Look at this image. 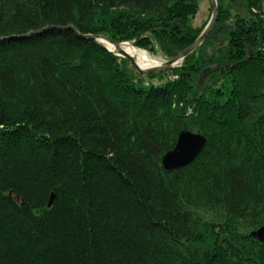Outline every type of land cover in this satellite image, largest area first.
Masks as SVG:
<instances>
[{"label":"trees","instance_id":"obj_1","mask_svg":"<svg viewBox=\"0 0 264 264\" xmlns=\"http://www.w3.org/2000/svg\"><path fill=\"white\" fill-rule=\"evenodd\" d=\"M198 2L0 0V264H264V0L144 74L70 26L172 57Z\"/></svg>","mask_w":264,"mask_h":264},{"label":"water","instance_id":"obj_2","mask_svg":"<svg viewBox=\"0 0 264 264\" xmlns=\"http://www.w3.org/2000/svg\"><path fill=\"white\" fill-rule=\"evenodd\" d=\"M210 6H211V14H210L208 22L203 27V29L200 31V33L197 35V37L189 45H187L184 49L179 51L174 56L168 59H165L163 61H160L157 64H153V65L145 66V67L139 66L135 60V57H133L131 54L127 53L126 51L122 49H117V50L111 49L103 42V40H106L108 42L115 44V46L118 47L121 41L114 40L110 38L109 36L105 34H101V33H81L73 25H70V26L73 27L79 35L84 36V37H91L96 42H98L103 47H105L107 50L112 51L117 55L127 58L129 61L130 67H133L137 73L144 74L149 71L175 66L188 53H190L193 49H195L203 41V39L208 35L210 30L214 26L217 13H218L217 0H210ZM237 9L242 12V16H245L244 9L239 8V7H237ZM207 51L208 53H211V48L207 47ZM205 143H206V137L200 132L192 131L190 129L180 130L173 147L167 149L161 155V163L163 167L166 170H171V169H177L179 167L187 165L200 153ZM257 232H260V229H258Z\"/></svg>","mask_w":264,"mask_h":264},{"label":"rangeland","instance_id":"obj_3","mask_svg":"<svg viewBox=\"0 0 264 264\" xmlns=\"http://www.w3.org/2000/svg\"><path fill=\"white\" fill-rule=\"evenodd\" d=\"M210 14H211L210 0H199L198 8H197L196 12L193 14V16L191 17V22L194 26H203L204 27L209 20ZM101 34H104V33H101ZM117 41H121V42L130 41L133 43L132 40H123L122 39V40H117ZM135 46L138 47V49H143V50L148 51L153 57H156V59H158L159 61H163L165 59L170 58L160 51V49L156 43L154 44V46H155L154 50L153 49L151 50L150 48L141 47L138 45H135ZM137 56H139V55H135V57H137ZM156 80L157 79L154 78V81H156Z\"/></svg>","mask_w":264,"mask_h":264},{"label":"bare ground","instance_id":"obj_4","mask_svg":"<svg viewBox=\"0 0 264 264\" xmlns=\"http://www.w3.org/2000/svg\"><path fill=\"white\" fill-rule=\"evenodd\" d=\"M103 42L109 48L114 49V50L122 49V50L126 51L127 53L131 54L133 57H135V55H139V56L135 57V60H136L137 64L141 67L150 66V65L157 64L160 62L158 59H156V57H153L148 51L143 50V49H138V47H136L130 41L120 42L118 47L115 46V44L108 42L106 40H103Z\"/></svg>","mask_w":264,"mask_h":264}]
</instances>
